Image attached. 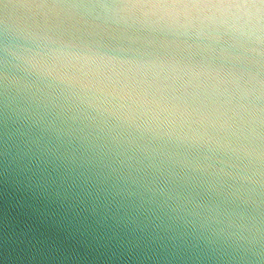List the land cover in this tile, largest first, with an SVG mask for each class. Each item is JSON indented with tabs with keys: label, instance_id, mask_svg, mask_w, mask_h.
Wrapping results in <instances>:
<instances>
[{
	"label": "water",
	"instance_id": "95a60500",
	"mask_svg": "<svg viewBox=\"0 0 264 264\" xmlns=\"http://www.w3.org/2000/svg\"><path fill=\"white\" fill-rule=\"evenodd\" d=\"M0 264H264V0H0Z\"/></svg>",
	"mask_w": 264,
	"mask_h": 264
},
{
	"label": "snow or ice",
	"instance_id": "6c2138e0",
	"mask_svg": "<svg viewBox=\"0 0 264 264\" xmlns=\"http://www.w3.org/2000/svg\"><path fill=\"white\" fill-rule=\"evenodd\" d=\"M173 2H177V0H173ZM179 2H184V0H179ZM199 3V0H192L193 6H196Z\"/></svg>",
	"mask_w": 264,
	"mask_h": 264
}]
</instances>
